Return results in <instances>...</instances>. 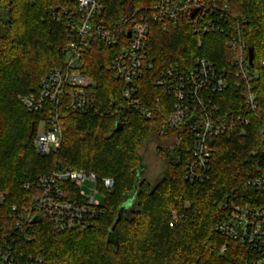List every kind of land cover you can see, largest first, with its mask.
Wrapping results in <instances>:
<instances>
[{"label": "trees", "instance_id": "1", "mask_svg": "<svg viewBox=\"0 0 264 264\" xmlns=\"http://www.w3.org/2000/svg\"><path fill=\"white\" fill-rule=\"evenodd\" d=\"M155 1L106 0L102 17L112 21ZM217 1L229 4L230 13L241 20L242 40L253 49L258 110L264 116V0ZM52 9L72 12L75 4L0 0V191L8 203L16 202L25 193L23 177L56 166L92 171L100 178H112L114 185L104 191L103 212L91 227L57 232L40 221L30 228L31 241L23 248L41 256L42 264H243L244 247L215 232L214 225L225 216L218 207L221 199L243 202L251 195L246 179L258 169L244 157L259 146L254 118L246 134L214 139L208 180H185L192 141L185 129L162 128L168 106L149 118L131 112L121 129H114L113 111L124 102L126 84L106 68L116 48L94 36L81 56V71L96 83L93 94L100 112L62 110L58 152L43 157L35 152L33 140L43 115L28 113L19 97L36 92L40 76L63 64V48L73 36L65 19L57 20ZM147 42L153 66L138 82L140 95L148 101L159 97L161 104L168 99L152 82L163 67L177 63L186 68L196 57H204L222 69L230 59L226 36L196 35L186 21L167 30L149 21ZM152 157L158 161L155 169ZM135 185L134 202L121 211L115 231L110 232L118 208ZM174 214L179 219L170 226Z\"/></svg>", "mask_w": 264, "mask_h": 264}, {"label": "built area", "instance_id": "2", "mask_svg": "<svg viewBox=\"0 0 264 264\" xmlns=\"http://www.w3.org/2000/svg\"><path fill=\"white\" fill-rule=\"evenodd\" d=\"M73 2L72 12L52 9L53 16L65 19L73 32L63 49V64L41 75L36 92L19 97L28 113L43 115L33 141L36 153L43 157L58 152L62 143V110L76 114L100 112L93 94L94 83L81 71V56L96 36L105 46L116 48L106 68L126 84L122 90L124 102L113 111L120 124L127 122L131 112L149 118L168 106L170 113L162 128L185 129L190 134L192 148L185 161V180H208L214 139L242 136L251 119L256 120L259 146L244 157L258 169L246 179L251 195L243 202L221 199L218 207L225 216L214 225V231L244 247L247 257L243 264H264V116L258 110L256 71L248 63V46L240 36L241 20L230 13L228 3L217 0H156L150 7H141L112 21L102 17L106 0ZM149 21L156 22L162 30L186 21L196 35L226 36L228 66L218 69L212 61L196 57L186 68L177 63L163 67L152 84L162 90L167 104H161L159 97L146 100L140 95L138 82L153 66L147 52ZM200 45L198 41L197 46ZM175 143L179 144L180 139L176 138ZM173 148L174 145L169 147ZM85 183L91 186L89 193L81 187ZM113 185L112 178H100L92 171L56 166L23 177L21 186L25 193L16 202L8 203L6 194L0 191V264H42L41 256L23 248L31 241L30 228L40 221L57 232L91 227L104 209V201L97 196L104 199V191ZM178 219L174 214L169 225H176ZM220 250L223 252L225 246Z\"/></svg>", "mask_w": 264, "mask_h": 264}, {"label": "water", "instance_id": "3", "mask_svg": "<svg viewBox=\"0 0 264 264\" xmlns=\"http://www.w3.org/2000/svg\"><path fill=\"white\" fill-rule=\"evenodd\" d=\"M196 10L197 9H195L191 13V16H193L195 14ZM252 60H253V49L251 47H248V63L250 65H252ZM255 78L256 79L258 78L257 73H255ZM114 129L115 130H120L121 129V124L119 122V118H116ZM136 192H137V186L135 185L134 188H133V192L129 195V197L126 199V201L118 208L116 217H115L114 221L112 222V225H111V227L109 229L110 232H114L115 231V227H116V224H117V222H118V220L120 218L121 211H123L127 207L131 206V204L134 202V198H135ZM37 221L39 222V220H37ZM32 222H34V220Z\"/></svg>", "mask_w": 264, "mask_h": 264}, {"label": "rangeland", "instance_id": "4", "mask_svg": "<svg viewBox=\"0 0 264 264\" xmlns=\"http://www.w3.org/2000/svg\"><path fill=\"white\" fill-rule=\"evenodd\" d=\"M64 49V48H63ZM85 75V74H84ZM87 76V75H86ZM41 77V76H40ZM87 77H89V76H87ZM90 78V77H89ZM91 79V78H90ZM92 80V79H91ZM92 82L94 83V89L96 88V83L92 80ZM40 119V118H39ZM38 119V120H39ZM34 141V140H33ZM33 146H34V143H33ZM34 150H35V148H34ZM36 152V151H35ZM151 160V162H152V164H153V161H154V165H152L153 167H154V169H155V167L157 168L158 167V161L154 158V157H152V159H150ZM151 170V169H150ZM82 189L85 191V193H89V190H91V186L89 185V184H83L82 186ZM98 197V199H100V200H102L103 201V198H102V196L101 195H98L97 196Z\"/></svg>", "mask_w": 264, "mask_h": 264}]
</instances>
